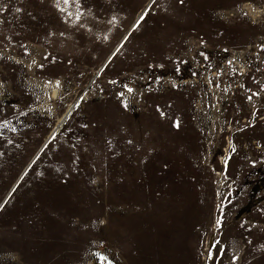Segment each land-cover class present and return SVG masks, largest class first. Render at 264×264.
I'll return each instance as SVG.
<instances>
[{
	"label": "rangeland",
	"instance_id": "obj_1",
	"mask_svg": "<svg viewBox=\"0 0 264 264\" xmlns=\"http://www.w3.org/2000/svg\"><path fill=\"white\" fill-rule=\"evenodd\" d=\"M262 43L264 0H0V264H264Z\"/></svg>",
	"mask_w": 264,
	"mask_h": 264
},
{
	"label": "snow or ice",
	"instance_id": "obj_2",
	"mask_svg": "<svg viewBox=\"0 0 264 264\" xmlns=\"http://www.w3.org/2000/svg\"><path fill=\"white\" fill-rule=\"evenodd\" d=\"M68 2H69V0H64V3H68ZM181 2H182V0H181ZM56 7H57V8H60V5L57 4ZM18 11H19V9H18ZM61 11H63V9H61ZM79 19H80V15H79V13H77V15H76V20H79ZM141 19H143V17H141ZM201 43H203V41H201ZM260 47H261V49H264V43H262V44L260 45ZM25 51H27V49H25ZM34 63H35V62H34ZM229 63H231V62L229 61ZM39 67L43 68L44 65L41 64V65H39ZM57 83H58V82H57ZM129 91H131V89H129ZM256 95H259V93H256ZM248 99H251V97H248ZM175 126H176V127H179V122H178V121L176 122V125H175ZM216 223H217V225H219V224L221 223V221L218 219V220L216 221ZM232 259H233V260H236L237 257H236V256H233Z\"/></svg>",
	"mask_w": 264,
	"mask_h": 264
},
{
	"label": "bare ground",
	"instance_id": "obj_3",
	"mask_svg": "<svg viewBox=\"0 0 264 264\" xmlns=\"http://www.w3.org/2000/svg\"><path fill=\"white\" fill-rule=\"evenodd\" d=\"M244 9L249 13V15L253 16L254 18L259 17V15L261 13V10L259 8L253 7L250 4H246ZM56 95H57V90H54L53 96H56Z\"/></svg>",
	"mask_w": 264,
	"mask_h": 264
},
{
	"label": "crops",
	"instance_id": "obj_4",
	"mask_svg": "<svg viewBox=\"0 0 264 264\" xmlns=\"http://www.w3.org/2000/svg\"><path fill=\"white\" fill-rule=\"evenodd\" d=\"M255 260H253L252 262H254ZM252 264V263H251Z\"/></svg>",
	"mask_w": 264,
	"mask_h": 264
}]
</instances>
